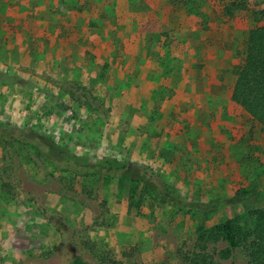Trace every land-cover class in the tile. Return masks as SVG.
Masks as SVG:
<instances>
[{"label":"rangeland","instance_id":"374dc122","mask_svg":"<svg viewBox=\"0 0 264 264\" xmlns=\"http://www.w3.org/2000/svg\"><path fill=\"white\" fill-rule=\"evenodd\" d=\"M8 1L10 10L20 16L19 5L26 8L34 5L29 0ZM61 1L86 13L83 23L88 18L95 20L99 38L106 36V30L116 22L112 15L115 10L119 13L127 10L124 0H103L99 4L92 0ZM132 1H137L134 9L141 10L153 0H145L147 4L143 0ZM169 2L172 10L195 16L198 27L204 31L201 37L194 36L196 46L190 50L170 51L175 54L167 58V63L172 62L170 70L181 72V55L185 53L189 58L190 88L195 87L197 92L210 91L212 104L218 103L208 115L210 123L206 130L196 126L197 136L193 141L187 145L182 139L174 140L170 163H164L170 153L162 147L158 149L159 144H164V129H146L145 142L139 141L142 133L136 136L132 133L131 138L116 135L119 132L113 127L116 119L109 113L114 98L106 106L110 95L103 93L102 88L107 66L100 68L95 92L87 81L93 69L92 52L85 51L82 60L78 57L80 52L76 57L87 72L82 73L79 67L63 68V29L59 41L57 37L51 39L62 49L37 51L33 65L39 64L38 68L25 55V43L13 37L11 52L3 47L0 130L14 139L18 132L43 135L49 139L52 153L48 149V154L54 158H61L65 149L79 157L110 158L148 166L194 201L227 196L239 188L264 194V129L236 104L228 106L227 101L219 102L214 95L220 92L227 96L233 91L244 58L246 36L251 29L264 26V0ZM153 5L167 9V0ZM227 8L233 10L231 14L226 12ZM100 13L104 15L100 17ZM112 32L109 34L112 40L123 38ZM15 33L11 32L10 36ZM78 46L84 44L79 42ZM106 52L107 49L102 58ZM163 53V56L168 54ZM63 71L77 77L84 74V86L72 80L71 85H66L71 91H63ZM114 83L116 90L111 96L122 104L118 97L122 83ZM171 85V90L179 85L175 75ZM104 94L106 99L99 98ZM125 94L129 101L135 97L134 92ZM117 106L119 112L128 108ZM174 128V135H178L177 125ZM154 134L160 135L158 140L152 138ZM52 143L60 148V155L54 152ZM108 143L114 147L109 148ZM125 144L136 148L132 154L120 151ZM246 211V207L239 206L212 217L184 214L154 200L137 182L55 172L29 147L16 140H0V264H70L75 258L87 264H190L185 258L196 250L198 227L210 228ZM225 247L224 241L207 243V251L222 264H248L241 249L234 250L227 260L219 259V251Z\"/></svg>","mask_w":264,"mask_h":264},{"label":"crops","instance_id":"0c3cea01","mask_svg":"<svg viewBox=\"0 0 264 264\" xmlns=\"http://www.w3.org/2000/svg\"><path fill=\"white\" fill-rule=\"evenodd\" d=\"M9 1L14 2L13 0ZM29 1L34 5H30L28 8L20 5L17 7L20 10L19 13H22L20 16L10 10L6 0H0V54L3 47L6 51L11 52L14 37L18 42L25 43V55L31 60V65L38 68L39 64L33 65V58L37 56V51H57L63 48V52H65L63 68L66 66L79 67L83 73L84 70L87 72V68L80 65L76 57L80 52L78 57L82 60L85 51L92 52L93 69L87 76V81L95 92L98 89L96 81L101 74L100 68L104 65L107 66L104 74L106 80H103L102 87L104 90H102L103 93L110 95L107 96L106 106L114 98L113 104L109 106V113L116 119L113 126L115 131H119L116 135L118 137L125 135L126 138H131L132 133H135L134 136L142 133L139 141L145 142L147 139L146 129H164L162 133L164 144L158 145V149L162 147L163 150L170 153L164 163H170L169 160H172L174 140L182 139L188 145L197 136L196 126L206 130L210 123L208 115H211L212 107H218V103L215 101L212 104L210 91L197 92L195 87L190 88L188 83L190 74L187 70L189 58L185 56V53L181 55V72H172L170 70L172 62L167 63V58L175 55L170 51L181 49L186 52L192 46H196L194 36L198 37L199 34L201 37L204 34L201 27H198V19L195 16H187L172 10L169 0H167V9L164 10L153 5V3L159 5L160 0H153L151 4H148L150 7L147 5L141 10L134 9L137 1L124 0L127 3V10L121 13L115 10L112 15L116 17V22L113 23V27L110 26L112 28L106 30V36L100 35L101 40L96 33V21L88 18L83 23L86 13L75 9L71 3H63L61 0ZM100 1L103 0H92L95 4H99ZM118 1L121 0H115V2ZM143 1L147 4V1ZM36 7L39 9L34 10ZM99 15L102 17L104 14L100 13ZM62 29L63 47L57 48L59 45L56 42L62 35ZM13 31L16 32L15 35L10 36ZM112 31L123 35V38L117 37L112 40L110 38V35L113 34ZM52 38H56L57 41L52 42ZM79 42H82L84 46H78ZM106 49L107 52L102 58ZM163 52L168 54L163 56ZM2 63L4 61L0 60V69L3 68ZM95 68L96 70H94ZM174 75L179 85L171 90V80ZM163 76L164 82L162 83ZM72 80L83 87L85 76L82 74L77 77L68 73L64 74L63 71V91H71L66 85H71ZM114 82L122 83L118 88L120 90L122 87L121 96H118L120 101H123L122 104L116 102L117 97L111 96L116 90ZM127 91L135 93L134 99L131 98L130 101L127 99L129 98L125 94ZM232 92L227 96L220 92L214 95L219 102L227 101L228 106H232L235 105L232 101ZM99 98L106 99L105 94ZM117 105H127L128 108L119 112L120 107ZM201 115L207 117H201ZM175 125L179 129L178 135H174ZM234 130L236 132V129ZM159 136L154 134L152 138L158 140ZM108 147L114 146L108 143ZM132 149L136 148L125 144L120 151L127 150L125 152L132 154Z\"/></svg>","mask_w":264,"mask_h":264},{"label":"trees","instance_id":"16d2710c","mask_svg":"<svg viewBox=\"0 0 264 264\" xmlns=\"http://www.w3.org/2000/svg\"><path fill=\"white\" fill-rule=\"evenodd\" d=\"M239 8H242V3ZM231 11V8H227L226 12L231 14ZM244 43V58L238 69L232 101L264 129V26L251 29ZM0 140H16L29 147L43 161L50 164L55 172L71 173L85 178L100 175L108 179L137 182L141 184L143 192L154 200L184 214L196 213L212 217L225 209L246 207L247 211L241 216L227 217L210 228L198 227L196 250L185 259L190 264H222L214 254L207 251V243L224 241L226 247L219 251V259L227 260L234 250L241 249L248 258V264H264V194L258 191L239 188L227 196L194 201L184 197L160 173L148 166L129 161L118 162L110 158L79 157L65 149L61 158H54L48 154V149L50 154L52 153L49 139L33 131L24 135L18 132L17 138L14 139L0 130ZM52 146L54 152L60 155V148L54 143ZM70 264L87 263L75 258Z\"/></svg>","mask_w":264,"mask_h":264}]
</instances>
